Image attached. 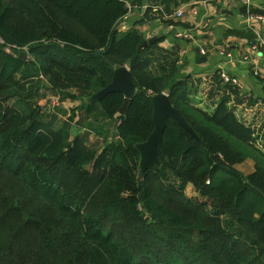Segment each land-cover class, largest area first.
Returning <instances> with one entry per match:
<instances>
[{"label":"trees","instance_id":"1","mask_svg":"<svg viewBox=\"0 0 264 264\" xmlns=\"http://www.w3.org/2000/svg\"><path fill=\"white\" fill-rule=\"evenodd\" d=\"M128 12L125 0H0V37L13 48L0 47V264H264V98L217 73L214 107H200L176 44L161 47L160 35L140 49L137 28L117 30ZM168 12L146 7L141 21L179 24ZM122 65L138 88L124 113L120 92L86 102ZM34 77L44 78L26 86ZM29 89L79 103L18 104ZM161 92L201 142L167 119L161 166L141 176L134 145L152 132L151 96ZM247 159L243 174L235 166ZM166 171L180 184L162 180Z\"/></svg>","mask_w":264,"mask_h":264},{"label":"crops","instance_id":"2","mask_svg":"<svg viewBox=\"0 0 264 264\" xmlns=\"http://www.w3.org/2000/svg\"><path fill=\"white\" fill-rule=\"evenodd\" d=\"M125 1L129 12L120 22L123 31L134 26L145 40L163 35L161 47L168 49L176 44L181 56V72L190 78L191 84L199 87H195L192 97L200 95L198 99H203L205 91L212 86L214 75L223 71L239 79L241 94L264 98V79L252 75L254 68H264V25L253 22L249 26L243 6L237 0H174L177 2L175 6L172 2L157 5L155 0H142V9L136 4L131 5L133 0ZM253 2V8L264 12V0ZM165 5L169 11L165 18H173L179 24L165 25L159 19L141 21L146 7L156 12L163 11ZM177 11H181V16H176ZM247 28L254 32L256 42H261L256 49L247 42ZM183 29L190 33V37L176 38L174 30ZM200 48L204 53L199 51L198 54ZM227 54L231 57L228 58Z\"/></svg>","mask_w":264,"mask_h":264},{"label":"water","instance_id":"3","mask_svg":"<svg viewBox=\"0 0 264 264\" xmlns=\"http://www.w3.org/2000/svg\"><path fill=\"white\" fill-rule=\"evenodd\" d=\"M156 39L157 37H152L144 40L140 49L149 43L156 41ZM14 54L22 58H27L28 55L24 50H15ZM96 54H98V52ZM137 91L138 88L131 77L128 67L126 65H122L113 69L111 81L105 87L94 91L85 99V101L92 103L101 100L109 93L120 92L124 95V103L119 109V114H123L127 104ZM151 106L153 130L143 142L136 143L134 145L135 150L139 154L138 169L141 176L148 168L161 166L158 147L162 142V134L165 129L167 119L175 121L196 142H201L200 138L183 117L181 112L171 104L166 93L161 92L153 94L151 96Z\"/></svg>","mask_w":264,"mask_h":264},{"label":"rangeland","instance_id":"4","mask_svg":"<svg viewBox=\"0 0 264 264\" xmlns=\"http://www.w3.org/2000/svg\"><path fill=\"white\" fill-rule=\"evenodd\" d=\"M121 27H122L121 26V23L117 25V30L119 32L120 31H123V29ZM259 43H261V42L259 41ZM254 69H253V71H254ZM259 69H264V68H259ZM253 71H252V75H253ZM254 77H256L257 79L258 78L259 79L260 78L264 79V77H260V76H254ZM40 78H44V77H34L33 79L28 80L25 83V85L28 84V83H31V84L33 83L32 85H33V87H35L38 79H40ZM192 86H193L192 89H194V91H191V94L193 92H196L195 91L196 89H199V87H196L194 84H192ZM195 87H196V89H195ZM39 93H41V92H39ZM205 93H206L205 96L202 97L203 99H198V97L200 95H197L198 96L197 98L192 97V95H191V97H192L193 101L196 104H199L200 107L202 106L205 109L211 110L214 107L213 105H211V104H213L212 102L215 101V100H217L218 97H216V95H214L212 97H208L207 91H205ZM25 94H27L26 98L20 97V98H18L16 100V102L18 104H20L22 106H25V105H28V104H31V103H36V104L42 106L43 109L45 110V112H56V107H58V106L59 107L62 106L65 109H69L70 106H74V105H71V104H73V103H71L72 100H70L68 98H63L62 96H59V95H56V96L55 95H51V94L48 95L45 92V96L44 97L43 96L42 97L36 96L37 93H36L35 89H29V90H27V93H25ZM209 105H211V107H209ZM60 116L62 118H64V116L62 114H60ZM84 135L87 138L88 142L96 144V137H95V135L88 134V133H84ZM99 142H100V145H102L104 143L102 141H99ZM235 168L238 171H240L241 173L247 174V173H249L250 171L253 170V161L251 159H247L243 163H240V164L236 165ZM159 176L167 184H172V185H178V184H180V181L171 172L166 171V172L160 174ZM183 190H184L185 195L188 198L192 199V200H198V201H200V199H202V196L199 194V192L190 183H183ZM252 210H256V209H252Z\"/></svg>","mask_w":264,"mask_h":264},{"label":"built area","instance_id":"5","mask_svg":"<svg viewBox=\"0 0 264 264\" xmlns=\"http://www.w3.org/2000/svg\"><path fill=\"white\" fill-rule=\"evenodd\" d=\"M237 1L243 7H245V10H246L245 14H246V18H247V22H248L249 26H251L253 22L264 25V14L251 12V9H253V3H254L253 0H237ZM176 16L177 17L181 16V11H177ZM174 36L176 38H185V39L187 38L188 39L190 37V33L185 29L174 30ZM258 41H260V40H258ZM257 44H259V42L252 44V48L256 49ZM0 47H2V49L8 53L12 52V49H13V48L7 46L1 37H0ZM16 49L17 50H23V49H19V48H16ZM200 52L204 53V51L201 48H200ZM227 57L230 58L231 56L229 54H227ZM218 74H219V79L222 81L223 84L227 83V84L234 85V86L239 85V79L237 77L230 76L227 73H224L223 71H220ZM253 75L264 77V69L255 68L253 71Z\"/></svg>","mask_w":264,"mask_h":264}]
</instances>
